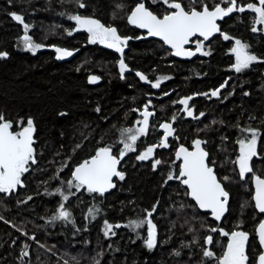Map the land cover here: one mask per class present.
<instances>
[{"label":"trees","instance_id":"1","mask_svg":"<svg viewBox=\"0 0 264 264\" xmlns=\"http://www.w3.org/2000/svg\"><path fill=\"white\" fill-rule=\"evenodd\" d=\"M203 1L212 9L223 0H198ZM80 3L85 7H79ZM130 9L129 0H0V52L8 53L0 58V114L13 122L14 131L31 118L36 131V163L23 175L24 186L11 194L0 193V264H64L66 259L73 264H216L204 256L206 237H213L209 249L216 257L225 251V247L217 249L218 241L227 240L211 231L216 223L196 209L181 181L168 179L170 173L179 175L174 149L189 147L197 139L204 142L210 165L231 196L223 230L248 233L247 264H257L261 249L255 231L260 216L254 206L251 178L241 182L233 161L239 153L238 138L248 135L240 129H256L260 133L259 160L253 161V170L264 176V63L260 62L264 59L235 75L229 70L235 59L225 53L222 35L211 43L209 58L189 62L163 61L158 45L149 41L133 45L130 70L161 73L168 77L161 93L173 91L158 103V124L162 119L168 121L173 113L170 103L174 95L200 96L228 79L226 87L218 100H195L193 112L196 116L204 113L201 118H190L183 110L180 121L172 126L169 149L157 148L152 159L144 161L127 153L120 168L125 178L116 180L111 193L100 196L68 187L74 168L99 148L111 146L115 155L119 154L121 132L133 127L150 87L133 73L121 79L113 62L101 60L112 59V54L91 46L88 33L69 35L65 47L79 50L71 62L58 64L45 49L66 39L64 30H73L70 17L74 15L130 30ZM13 12L23 16L33 42L44 49L35 54L25 50L24 31L10 15ZM250 23L245 14H238L224 23L221 31L225 34L229 28L234 39L251 40L264 58V35L250 30ZM90 74H99L102 83L90 85ZM158 124L146 138L147 146L165 135ZM142 150L139 144L138 151ZM156 159L161 164L153 167ZM57 189L69 199L64 201ZM61 203L74 223L52 220ZM89 209L94 216L88 215ZM148 212H152L157 234L151 249L145 241L148 225L128 226L130 221L147 220ZM190 217L193 220H188ZM105 221L113 225L115 235L110 232L105 236ZM237 222L242 229H234ZM117 224L121 227L116 228ZM25 245L28 253L24 256Z\"/></svg>","mask_w":264,"mask_h":264},{"label":"snow or ice","instance_id":"2","mask_svg":"<svg viewBox=\"0 0 264 264\" xmlns=\"http://www.w3.org/2000/svg\"><path fill=\"white\" fill-rule=\"evenodd\" d=\"M152 2H162L171 11L158 15L146 7L144 0H140L129 14L128 22L138 28L146 29L149 36L159 37L174 50L173 54L176 56L191 57L196 55L197 52H200L202 55L209 54L203 50L204 45L201 41H192V37L195 36L203 37L206 41L213 34L220 33L225 40L231 39L230 36L221 32L217 20L223 19L233 12L243 13L246 10H250L256 14L254 23L264 25V0H258V3H248L247 5L238 4L237 0H224L227 7L216 4L211 10L206 3H201L200 10H197L195 7L186 8L182 0H152ZM79 7L83 8L85 5L80 3ZM10 15L22 25L24 35L21 39L25 50L35 54L42 45L34 43L32 37L27 34L30 27L29 24L25 22L22 15L14 12L10 13ZM70 19L74 20L78 25L76 31L83 30L90 34L89 39L91 43L99 42L120 53L119 69L123 77V73L127 70V65L123 59V52L128 40L132 38L120 36L115 27L105 26L94 18L74 15ZM252 30L257 31V28L253 27ZM68 34L71 35L72 32ZM189 43H195V51L186 49L185 46ZM235 44L236 47L232 49V52L235 54L234 68L236 72H241L249 68L253 62H257L258 58L256 55L250 54L247 50L248 46L242 44L240 40H236ZM55 51L58 53L57 59L73 55L72 51L66 49L56 48ZM7 56V52H0V58ZM137 75L140 76L141 80L147 82L146 76L141 73H137ZM97 79V77H92L90 82L94 83ZM165 79H168V77H160L151 86L159 88L160 82ZM211 95L218 96L219 90L213 91ZM245 95H248V93H245ZM190 99L192 98L186 97L177 102L183 105L184 111L187 112L189 117H193L194 119L201 118L204 113L196 116L193 110L189 108ZM61 115H64V113H61ZM140 115L143 117V120L136 121V123L141 124L142 127L124 130V139L120 140L123 147L119 151V154L114 155L111 146L99 148L92 158L84 160L75 167L72 172V180L68 181L69 188L86 189L88 193H96L103 196L109 189L115 187L113 177H118L120 180L125 178L123 172L118 170V166L128 152L136 151L135 144L137 140L141 136L148 134L149 117L153 116L154 113L150 112L146 106L140 112ZM162 127L165 135L160 144L147 147L144 152L137 156L138 160L144 161L152 158L157 147H169L168 138L174 135V129L170 123H164ZM240 131L246 132L248 135L238 138L239 155L233 163L238 166L241 179H244L249 173L252 174L255 184V208L260 213H264V178L255 174L251 164L253 157L259 155L257 152V142L260 133L253 128H242ZM34 132L35 126L31 118L27 120L26 126H23L21 130L14 131L13 122L6 120L0 114V193L11 194L18 186H24L23 175L30 170V164L36 163L35 149L33 147ZM202 143L204 142L199 139L195 140L193 142V151H189L184 146L179 147V150L175 154L176 159L182 161L179 175L174 176L170 173L168 179H180L181 183L186 185L190 190V196L199 207L210 210L215 219L220 220L226 211L225 206L228 202V192L224 189L220 180H218L213 167L210 166L212 162L208 160L209 153L201 147ZM159 164H161V160L156 159L153 167ZM66 166L64 165L63 167ZM63 167L61 171H63ZM223 179L227 180L228 177H224ZM57 193L62 196L64 201L69 199V196L65 195L60 189H57ZM88 215L94 216L92 209L88 210ZM147 216L149 217L147 220H140L139 222L130 221L128 226L139 228L146 223L148 225L146 244L151 249L155 247L157 242L156 225L150 218L152 212H148ZM52 220H64L74 223L71 219V212L65 209L63 203L59 205L58 215L53 216ZM115 227L119 228L121 225L117 224ZM112 229L113 225L105 221V236H108L112 232ZM211 231L215 232L217 229L213 228ZM219 231L223 236L229 237L226 250L220 257H216L212 250H206L204 251V256L215 258L216 264H247L249 259L246 254L248 234L243 231H233L231 233L223 229H219ZM112 234L115 235L114 232ZM258 234L260 244L264 246V222L259 224ZM206 242L211 245L213 237L211 235L207 236ZM25 248H27V245H25ZM25 255H27V252H25ZM258 260L259 264H264V254H260Z\"/></svg>","mask_w":264,"mask_h":264},{"label":"flooded vegetation","instance_id":"3","mask_svg":"<svg viewBox=\"0 0 264 264\" xmlns=\"http://www.w3.org/2000/svg\"><path fill=\"white\" fill-rule=\"evenodd\" d=\"M130 1V6H131V9H130V13H131V11L135 8V6L137 5V3L138 2H140V0H129ZM239 1V2H238ZM242 1H244L245 2V4H243V5H247L248 3H258V0H237V3L238 4H241L242 3ZM144 2H145V5H146V7H148V8H150V10H152L154 13H156V14H158V15H163V14H165L166 12H168V11H171L170 9H168L167 8V6L165 5H163V7H160L161 6V3L160 2H158V3H153L152 2V0H144ZM242 5V4H241ZM224 7V6H223ZM227 7V6H226ZM197 10H200V9H197ZM129 13V14H130ZM129 14H128V16H129ZM243 15V14H245L246 16H247V18L251 21V23H250V25H249V28H250V30H252L253 29V27H256L257 28V31H255V32H257V34H261V35H264V25H257V24H255L254 23V21H255V19H256V14L255 13H253V12H251L250 10H246L245 12H243V13H241V12H237L236 14H234L233 16H231L230 18H228V19H226L224 22H222L221 24H220V27L224 24V23H226V22H228L232 17H234V16H236V15ZM255 17V19H253L252 17ZM127 20H128V18H127ZM128 23V22H127ZM128 25V27L130 28V30H126L125 29V31H123V30H121V29H119L117 26H111V27H115L116 29H117V31H118V34L120 35V36H122V37H131L132 39H130V41L128 42V44H127V46L124 48V52H123V59H124V62H125V64L127 65V70L123 73V77L121 76V73H120V69H119V60L121 59V55H120V53H117L114 49H111V48H108V47H106L104 44H101V43H99V42H97V43H91L90 41H88V43L89 44H91V46H95V47H98L99 49H101V50H105V51H107V52H109V53H111L112 54V56H113V58L112 59H109V60H107V59H101L102 61H105V62H113L114 64H115V67H116V69H117V72L119 73V76H120V78L121 79H124L125 77H126V75H131V73H133V75H135L136 77H137V79H139L140 81H141V83H143L144 85H146V86H149L150 87V90L148 91L150 94L147 96V104L145 105V106H143V110H144V108L147 106V108L148 109H150V108H152L153 110H154V107L152 106V102L153 103H161V102H163L165 99H167L168 97H170V96H172V94H173V91L171 92H162L161 93V89L159 90V89H156V88H154V87H152L151 86V84L152 83H154V82H156L157 80H158V78H160V77H166V76H163L161 73H152V74H149V72H147V73H143V72H141V71H137V70H135V71H131L130 70V65H129V63L131 62V58H130V56H129V52H130V50H131V48L133 47V45H135L136 43H139V42H141V41H149V42H151V44L153 43V45H154V43L156 44V45H158V46H161L163 49H164V51H160V53L162 54V56H161V58L163 59V61H168V60H170V61H172V60H176V61H183V62H189V61H196V60H199V59H204V58H209V56L211 55V53H212V50H213V47H212V42H213V40H211V41H209V42H207V41H205L203 38H201V37H195V38H193L192 39V41H197V40H199V41H201L202 43H203V45H204V51H207L209 54L208 55H202L201 53L198 55V56H196V57H194L192 60H181V59H178V58H176V57H174V54H173V50H171L170 48H168L163 42H161V41H159V40H156V39H148V33L147 32H145V31H142V30H138L137 28H132L129 24H127ZM230 25L228 24V27H229ZM222 29V28H221ZM76 31V30H75ZM253 31V30H252ZM222 32V31H221ZM75 33H87L86 31H83V30H81V31H76ZM89 34V33H88ZM225 34H227L228 36H230L231 37V33H230V30H229V28H228V32H226ZM89 36H90V34H89ZM138 37H140V38H138ZM68 38H69V35L68 36H66V39H62V40H58V43L59 44H54V45H50L49 47H46V48H50V47H58V48H61V49H66V50H71V51H73V52H77L78 50H72V49H69L68 47H65L66 46V44H67V42H68ZM223 41V43L225 44V53L229 56V55H232L233 57H234V59H235V54L232 52V49L234 48V47H236V44H235V42H232L231 41V39H229V40H225V39H223L222 40ZM241 41V43L242 44H246L247 46H248V48H247V50H248V52L250 53V54H254V55H256L257 56V58L258 59H264V58H261V56H259L258 55V53L256 52V50L254 49V47L252 46V42H251V40H248V39H242V40H240ZM157 48V47H156ZM158 49V48H157ZM189 49L190 50H192V51H195L196 50V45H195V43H191L190 44V46H189ZM165 52H167V53H169L170 54V57L169 58H166V56H165ZM51 53H53V57H54V60L58 63V64H62V63H68V62H71L73 59H57V56H56V53H54V52H51ZM235 63V62H234ZM258 63V62H257ZM264 63V62H263ZM137 73H141V74H143L144 76H146L147 77V82L145 81V80H141L140 79V76H138L137 75ZM90 75H92V74H90ZM90 75H88L87 76V82H88V78H89V76ZM94 75H97V76H99L100 78H101V76L99 75V74H94ZM168 80V79H167ZM166 80V81H167ZM165 81V82H166ZM151 82V83H150ZM165 82H163L162 84H161V86L165 83ZM227 80L219 87V88H217L216 90H220V96H221V92L224 90V88L226 87V84H227ZM89 83V82H88ZM216 90H210V91H208V92H204V93H202L200 96H199V94H194V95H190V96H180V95H174L172 98H171V103H173V108L176 110V111H178V115L180 116L181 114H182V112H183V110H184V107H183V105H181L180 103H178L177 101H179V100H181V99H183V98H186V97H193L192 99H190L189 100V108L191 109V110H194V108H195V106H194V102H195V100H197V99H199L200 97L201 98H205L203 95L204 94H206V93H209V92H211V91H216ZM167 93V94H166ZM210 94V93H209ZM161 96H163L162 98L163 99H161ZM138 110V109H137ZM155 111V110H154ZM153 112V111H152ZM186 112V111H185ZM154 113V115L153 116H151V117H149V121H152V122H154L155 123V121L157 120V115H155V112H153ZM164 123H170L172 126H174L175 127V125L177 124V122H176V119L175 120H164V119H162V120H160V123L158 124V127H162V125L164 124ZM22 128V127H21ZM21 130V129H20ZM35 134H36V131H35ZM163 139V135L161 136V140ZM170 142H171V138L169 139V141H168V144H170ZM174 143V142H173ZM173 145V144H172ZM180 146H182V145H178V147L176 148V149H174V158H175V154H176V151L179 149V147ZM192 146H193V143H192V145L191 146H189V147H186V148H188L189 150H192ZM173 147H174V145H173ZM185 147V146H184ZM171 148V147H170ZM161 148H159L158 147V150H160ZM164 149H169V147H167V148H164ZM157 150V148L155 149V151ZM154 151V152H155ZM113 154L115 155V153H114V151H113ZM118 155V154H117ZM253 159L255 160V159H258L259 160V156H256V157H253ZM175 160H176V162L179 164V169H180V166H181V162H179V161H177V159L175 158ZM125 161V160H124ZM124 163V162H123ZM122 163V164H123ZM262 178H264V176H261ZM251 183H252V180H251ZM183 185V187H185L184 186V184H182ZM186 188V187H185ZM186 190H187V188H186ZM252 190H253V188H252ZM187 193H188V190H187ZM189 198V197H188ZM190 200V199H189ZM191 201V200H190ZM192 203H193V205L197 208V206H196V204L193 202V201H191ZM255 206V205H254ZM198 209V208H197ZM256 209V208H255ZM256 211H257V209H256ZM257 213H258V215L260 216L259 218H260V222L258 223V225H257V228H258V226H259V224L263 221V219H264V215L263 214H261V213H259L258 211H257ZM207 216L209 217V215L207 214ZM210 219V218H209ZM211 220V219H210ZM257 228H256V230H257ZM215 229H217V231H215V233H220V231H219V229H224L223 228V226H222V224L221 225H217L216 224V226H215ZM245 232V231H244ZM221 234V233H220ZM248 234V233H247ZM249 235V234H248ZM255 235H256V231H255ZM250 236V235H249ZM257 237V236H256ZM223 239H226L227 241H226V243H228V241H229V237H222ZM259 243V242H258ZM227 246V245H226Z\"/></svg>","mask_w":264,"mask_h":264},{"label":"rangeland","instance_id":"4","mask_svg":"<svg viewBox=\"0 0 264 264\" xmlns=\"http://www.w3.org/2000/svg\"><path fill=\"white\" fill-rule=\"evenodd\" d=\"M184 2H185V4L187 5V7H199V5H200V7L199 8H201V3H204L205 1H203V2H198V0H195V2H193V0H184ZM221 2V5H224V4H226L225 2H224V0L223 1H220ZM219 2V3H220ZM156 3H158V2H156ZM161 3V6L160 7H163V3L162 2H160ZM242 5L243 4H245V2L244 1H242V3H241ZM227 5V4H226ZM165 6V5H164ZM130 13V12H129ZM128 13V14H129ZM128 14H127V16H128ZM253 19H255V17L253 16L252 17ZM74 21V20H73ZM74 23V25H73V30L72 31H69V28H65V30H64V33H65V36H68L69 34V32H72V34L73 33H75L76 31V29H77V27H78V25L76 24V22L74 21L73 22ZM28 35H29V32L27 33ZM224 39V38H223ZM237 39H234L232 36H231V41L232 42H235ZM158 48H159V51H164V49L161 47V46H157ZM42 49H44V47L42 46L40 49H38L37 51H40V50H42ZM36 51V52H37ZM165 56H166V58H169L170 57V54L169 53H167V52H165ZM259 60H257V62H258ZM261 61V60H260ZM257 62H253L251 65H253V64H255V63H257ZM235 64V63H234ZM234 64H233V66H231L230 68H229V70H231L235 75H238V74H240V73H242V72H244L246 69H244V70H242L241 72H236L235 71V68H234ZM250 65V66H251ZM248 69V68H247ZM167 79H165V80H162L161 82H160V87L159 88H156V89H161V84L163 83V82H165ZM227 81H228V79H227ZM213 91H211V92H209V93H206L207 95H203L204 97H205V99L207 100V101H211V100H218L221 96H220V90H219V95L218 96H212L211 95V93H212ZM163 96H161V99H163L162 98ZM162 103V102H161ZM147 104V98L145 99V103H143L142 105H141V108L139 109V110H135L136 112H137V118L135 119V121H134V125H133V129H137V128H139V127H142V125L141 124H137L136 123V121H140V120H143V117L140 115V112L141 111H143V106H145ZM170 105H171V107H172V109H173V113L169 116V120L171 119V120H173V117L176 119V122H179L180 121V117H179V115H178V111H176L174 108H173V103H170ZM152 106L154 107V110L152 109V108H150V109H148L150 112H155V115H157L156 113L158 112V107H159V105L157 104V103H153L152 102ZM186 115H187V112H184ZM188 116V115H187ZM189 117V116H188ZM190 118H192V117H190ZM174 119V120H175ZM160 122V121H159ZM157 124H158V117H157V120L155 121V123L154 122H152V121H149V128H148V134L146 135V136H141L138 140H137V142H136V144H135V147H136V151H134V152H128V153H132V154H136V158H137V156L139 155V154H141L142 152H144L146 149H147V147H149V146H147V144H146V138H148L149 137V135L151 134V130H153L154 128L155 129H157L156 127H154V126H157ZM123 135H120V140L121 139H124V135H125V133H124V131H122L121 132ZM160 142H161V137H159V138H157L156 139V142L153 144V145H158V144H160ZM141 145V147H143V150L142 151H138V145ZM152 145V146H153ZM158 148V147H157ZM257 152H258V142H257ZM155 155V152L153 153V156ZM238 155H239V153L237 154V157H238ZM152 156V157H153ZM237 157H236V159H237ZM152 158H150V159H147V160H151ZM238 175H239V170H238ZM239 178H240V176H239ZM248 178H251V180L253 179V177H252V175H246V177L244 178V179H241L240 178V181L242 182V181H244L245 179H248ZM175 180H180V179H176V178H174ZM171 180H173V179H171ZM227 181V180H226ZM197 209V208H196ZM198 210V209H197ZM188 220H193V217H190V218H188ZM187 225V224H186ZM243 228V226H242V224H240V222H237V226H235L234 227V229L235 230H238V229H242ZM112 232H113V229H112ZM207 236H209V235H207ZM147 240V238H145V241ZM223 241V240H222ZM222 241H218V246H217V249H220V248H222V247H225V250H226V245H227V243L226 242H222ZM42 247V246H41ZM43 248V247H42ZM23 252H22V254L25 256V252H27L28 253V250L26 249V248H23ZM206 250H210L209 248H207V249H205L204 251H206ZM215 253V252H214ZM215 255H217L216 253H215ZM53 256H57V255H55L54 253H53ZM59 258V257H58ZM59 259H61V258H59ZM213 260L216 262V259L215 258H213ZM69 261V260H68ZM67 261V259H66V261H63V263L64 264H73V263H71V262H68Z\"/></svg>","mask_w":264,"mask_h":264},{"label":"water","instance_id":"5","mask_svg":"<svg viewBox=\"0 0 264 264\" xmlns=\"http://www.w3.org/2000/svg\"><path fill=\"white\" fill-rule=\"evenodd\" d=\"M210 9V8H209ZM211 10V9H210ZM237 12H233V13H231V14H229L228 16H225L223 19H218L217 20V24L219 25V27H220V24L222 23V22H224L226 19H228V18H230L231 16H233L234 14H236ZM127 22H128V20H127ZM128 24L132 27V28H137L138 30H142V31H145V32H147V30L146 29H141V28H138V27H136L135 25H132V24H130L129 22H128ZM220 30H221V27H220ZM148 33V32H147ZM221 34L220 33H215V34H213L208 40H206L207 42H209V41H211V40H213L214 38H216V37H219ZM195 37H199V36H195ZM195 37H192V39L193 38H195ZM156 39V40H159V41H161V42H163L164 43V41H162L159 37H154V36H149L148 35V39ZM201 38H203V37H201ZM89 41H90V39H89ZM130 40H128V42H129ZM128 44V43H127ZM165 44V43H164ZM190 44L191 43H189L188 45H186L185 47H186V49H189V46H190ZM91 45V44H90ZM168 48H170L171 50H173L170 46H168L167 44H165ZM85 47V46H84ZM56 48H58V47H50V48H46L45 50H47V51H50V52H54V53H56V56H58V53L55 51V49ZM61 49V48H60ZM190 50V49H189ZM68 51H71V50H68ZM79 51V50H78ZM78 51L77 52H73V55H71V56H68V57H65V58H63V59H73L76 55H77V53H78ZM192 51V50H191ZM173 52H174V50H173ZM200 54V52H197L196 53V55H194V56H191V57H184V56H176V55H174V57H176V58H178V59H181V60H192L194 57H196V56H198ZM92 77H97L98 79H97V81L96 82H94V83H92V82H90V80H91V78ZM88 82H89V84L90 85H92V86H96V85H99L100 83H102V78H100L99 76H97V75H94V74H92V75H90L89 76V78H88ZM193 98V97H192ZM160 131H164V129H163V127H161L160 128ZM34 144H33V147H34V145H35V142H36V139H35V132H34ZM170 138V137H169ZM199 140H201V139H199ZM202 141V140H201ZM201 147L206 151V149L204 148V144L202 143V145H201ZM160 148H163V147H160ZM179 150V149H178ZM177 150V151H178ZM194 150V147L192 146V150H189V151H193ZM113 151V150H112ZM176 151V152H177ZM208 152V151H207ZM92 158V157H91ZM125 158H126V155L124 156V158L121 160V162H120V165L118 166V170H120V168H121V165H122V163L124 162V160H125ZM175 158H176V155H175ZM90 159V158H89ZM208 160H209V156H208ZM177 161H179V162H181V164H182V161L181 160H177ZM253 161H254V159H252V161H251V164H252V166H253ZM81 164V163H80ZM78 166V165H77ZM211 166V165H210ZM213 167V169H214V172H215V174H216V169H215V167L214 166H212ZM75 169V168H74ZM121 171V170H120ZM247 175H252L251 173H249V174H247ZM216 176H217V174H216ZM217 178H218V176H217ZM119 178L118 177H113V183L115 184V187H116V180H118ZM218 180H220L219 178H218ZM75 182V181H74ZM221 182V181H220ZM222 183V182H221ZM186 188H187V186L186 185H184ZM222 186L224 187V185H223V183H222ZM115 187L114 188H111V189H109L104 195H106V194H109V193H111L114 189H115ZM252 188H253V201H254V204H255V200H254V195H255V184H254V179H252ZM224 189H225V187H224ZM187 190H188V197H189V199L191 200V201H193L195 204H196V206H197V208H198V210L202 213V214H208L209 215V218L213 221V222H215L217 225H221L222 223H223V221H224V219L226 218V216L228 215V212H229V205H230V199H231V196H230V194L228 193V198H227V200H228V202H227V205L225 206L226 207V211L224 212V214H223V216L221 217V219L220 220H216L215 219V217L213 216V214L211 213V211L210 210H205V209H201L200 207H199V205L196 203V201H194L193 199H192V197L190 196V194H189V192H190V190L187 188ZM226 190V189H225ZM227 191V190H226ZM96 194V193H95ZM257 211L259 212V210L257 209ZM260 213V212H259ZM261 214H263L264 215V213H261ZM262 222H264V219H263V221ZM261 222V223H262ZM258 229H259V226H258V228H257V230H256V236H257V239H258V242H259V246H260V249H261V254H264V246H262L261 244H260V241H259V234H258ZM225 231V230H224ZM222 235V234H221ZM222 237H224L223 235H222ZM249 240H250V236L248 235V241H247V244H246V249H247V246H248V243H249ZM207 243V242H206ZM212 246V244L211 245H209L208 243H207V247L208 248H210ZM257 264H259V260L257 259Z\"/></svg>","mask_w":264,"mask_h":264}]
</instances>
